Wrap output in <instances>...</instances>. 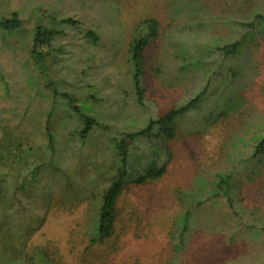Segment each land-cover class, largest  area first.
<instances>
[{
    "label": "rangeland",
    "instance_id": "374dc122",
    "mask_svg": "<svg viewBox=\"0 0 264 264\" xmlns=\"http://www.w3.org/2000/svg\"><path fill=\"white\" fill-rule=\"evenodd\" d=\"M40 11L63 30L46 64L52 87L75 98L101 128L85 142L70 138L78 118L69 105L55 110L49 125L58 143L69 148L57 149L56 163L25 190L0 188V264H264V161L254 166L246 161L253 139L264 130V35H257L264 23L255 19L264 14V0H0V16L34 15L17 31L0 30L2 187H13L28 172L22 170L13 180L16 168L5 160L17 151V143L32 150L43 140L38 130L45 127L46 97L52 92L36 84L40 75L28 55ZM65 18L74 24H60ZM149 19L157 22L158 36L144 51L140 105L133 96L128 48L138 25ZM252 21L259 24L256 35L234 59L235 74L224 78L228 89L208 93L180 120L173 139L154 141L169 150L166 172L144 184H128L117 198L111 234L91 242L101 194L119 162L108 139L181 105L203 87L216 63L230 64L215 52L200 55L198 67L182 71L173 52L180 50L177 44L189 37L192 46H222L240 35L241 30L229 36L238 27L234 23ZM144 144L147 149L150 141ZM151 154L139 157V172ZM252 168L257 169L253 177ZM230 170L238 188L232 196L239 221L228 215L225 197L193 206L211 190L213 172ZM185 211L192 216L181 234ZM245 223L254 224L259 235L249 234ZM180 235L185 244L175 252Z\"/></svg>",
    "mask_w": 264,
    "mask_h": 264
},
{
    "label": "trees",
    "instance_id": "16d2710c",
    "mask_svg": "<svg viewBox=\"0 0 264 264\" xmlns=\"http://www.w3.org/2000/svg\"><path fill=\"white\" fill-rule=\"evenodd\" d=\"M33 16L34 15L32 13L24 19L18 17L16 13L0 16V30L3 32L17 31L23 28L24 24L30 21V18ZM38 17V21L31 29L30 49L28 55L33 67L40 75L38 77V80L40 81L36 82V84L43 83L46 89L51 90L52 96L46 97L44 111L47 110L48 114L45 127L44 129L38 130L42 133L43 140L33 147L32 150H29L30 147H26L24 149L21 143H17V146H19L17 151H13L11 155L5 159L10 166H15L16 168L15 172L17 176L14 177L13 180H16L20 176L22 170L27 169L28 172L19 177L17 183L14 182L13 187L8 185L2 187L0 185L3 192L6 191L7 188L12 189V192L13 189L18 191L25 190L27 186L38 180V174L40 171L47 166L56 163L57 159H52V157L55 155L57 149H60L61 147L69 148L66 145L62 146L58 143L54 130H52L49 125L51 123H49L50 118L55 115L53 114L55 113V110H58V108H60L63 104L69 105L72 115L79 120L77 125L75 124V126H71V130L69 131L70 138L78 136V139L85 142L92 130L101 128V124H99L93 117H90L87 110L76 104L75 98L67 93H58L52 87V82H50V77L46 70V64L48 57H51L52 53L55 51L57 37L63 34V30L59 26L50 25V23L46 21L47 17L42 11H40ZM255 19H257L258 22L260 21L264 23V14H258ZM59 23L63 26H69L74 24V21L70 18H65L59 21ZM234 24H238V27H233L234 33H229V36L233 34L232 37H234L235 32L241 30L240 35L233 40L231 37H228L229 39L226 42H223L222 46H214L212 44L215 47L212 48L209 45H206L207 43L192 46L187 43L190 39L187 37L183 38L181 42L177 44L180 49L179 51L173 50L179 60V69L182 71L189 72L190 69L198 67L200 55L207 56L206 54L215 52L216 55L222 57V62L227 60L228 63H230L227 68L221 63H216L215 69L207 77L203 87L194 97L186 100L181 105L173 106L165 111L159 112V114L154 117H148L144 120L142 126L137 129L123 132L118 131L114 133L110 139H108L107 144L119 159V162L113 165L112 169L114 172L107 180V185L101 194L95 221L90 228L89 235L91 237V242L100 243L111 234L115 220V204L117 198L128 184H144L150 180L162 177L166 172L170 157L169 150L165 146H161L160 148L157 147L156 144L154 145V141L157 139L158 141L173 139L176 135L177 126L180 120L188 115L192 108L199 107L202 104V100L207 97L208 93L210 95H214V93H225V89H228L224 78L235 74L233 68L234 59L245 47H247L249 41H252V38L256 35L254 34L257 29L255 27H258L257 25H259H256L254 21ZM157 26V22L153 19L142 21L136 28V35L132 39L128 48V60L131 66L133 96L136 102L140 105H144V95L141 83L144 64L143 55L147 45L158 36ZM261 34L264 35L262 29L257 31V35L261 36ZM85 36L94 40L96 39V35L94 33H86ZM255 43H257V41ZM223 67V70H226L227 72L223 73L221 78L220 74H222ZM29 81H32V78ZM3 84L6 88L5 93H10L5 81ZM23 116L24 115L21 117L22 120ZM0 127L4 129L2 124H0ZM144 140L150 141V146H148L147 149L144 147V145H146L144 144ZM252 142H254L252 153L246 161L254 166V163L259 164L264 161V130L263 133H259V135H257ZM134 144H137V146H134L133 149L131 147ZM154 152L156 154H154ZM148 153L153 154L149 157L150 159L148 158L149 161L146 163V167L139 172V168H137L138 160L140 159L139 157L143 155L145 157ZM46 154L50 155L47 156ZM3 156L5 155L0 153V158ZM29 157H33L34 161H28ZM256 170L257 169L252 168L250 171L251 177L256 175ZM227 172L228 171L213 172L211 179L208 182V186L211 190L206 197H200L197 199L198 203H194L193 206L198 207L199 205H204L203 201L205 199H209V201H211V199H222V197H225L227 201V208H229L228 215L231 216L232 219L239 221L238 219L240 217H238L232 196L234 194V189L236 190L238 188L234 186L236 181L235 178H232L231 170L230 173ZM200 181L203 182L201 179ZM13 198L14 196H11L4 202V204L11 202ZM27 207L29 208L31 206L27 205ZM191 216L192 211H185V213H182L180 220L183 223L179 225L181 234L188 229ZM247 224L248 223H245L244 226L246 227V231L248 233L251 231L249 234L259 235V230L254 224H250V226H247ZM185 240L186 239L180 235L177 241H174L173 247L176 249L175 252H178L183 248ZM44 261L46 264V260Z\"/></svg>",
    "mask_w": 264,
    "mask_h": 264
}]
</instances>
